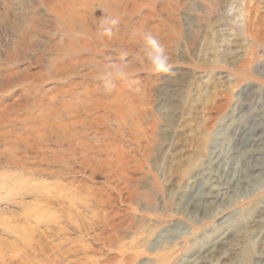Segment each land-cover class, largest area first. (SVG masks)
I'll list each match as a JSON object with an SVG mask.
<instances>
[{"label":"rangeland","instance_id":"obj_1","mask_svg":"<svg viewBox=\"0 0 264 264\" xmlns=\"http://www.w3.org/2000/svg\"><path fill=\"white\" fill-rule=\"evenodd\" d=\"M30 263L264 264V0H0V264Z\"/></svg>","mask_w":264,"mask_h":264},{"label":"clouds","instance_id":"obj_2","mask_svg":"<svg viewBox=\"0 0 264 264\" xmlns=\"http://www.w3.org/2000/svg\"><path fill=\"white\" fill-rule=\"evenodd\" d=\"M121 17L118 14L103 15L99 19L96 36L100 39L112 40L119 35ZM133 37H139V55L143 66L153 74L167 73L170 71V58L165 48L151 30L133 29ZM129 52L119 50L118 58L107 57L97 65V78L101 81L99 87L105 93H111L116 87L115 81L127 80L131 74V65L127 60Z\"/></svg>","mask_w":264,"mask_h":264},{"label":"bare ground","instance_id":"obj_3","mask_svg":"<svg viewBox=\"0 0 264 264\" xmlns=\"http://www.w3.org/2000/svg\"><path fill=\"white\" fill-rule=\"evenodd\" d=\"M14 51H15V50H14ZM260 139H261V138H260ZM208 188H209V187H208ZM210 191H211V190H210ZM210 193H211V192H210ZM208 194H209V193H208ZM205 195H206V194H205ZM214 195H215V194H214ZM204 197H205V196H204ZM206 197H209V198H210V197H211V198H215L216 196H209V195H207ZM205 200H206V199H205ZM211 201H212V200H211ZM212 202H213V201H212ZM209 204H210V203H209ZM194 206H195V205H194ZM205 208H206V207H205ZM203 215H204V214H203ZM113 216H114V215H113ZM113 216H112V217H113ZM116 216H117V214H116ZM116 216H115V217H116ZM118 217H119V216H118ZM114 219H115V218H114ZM118 222H119V223H118L116 226L114 225V226H115L114 229H116V227H118V228L120 227V224H121V223H120V221H118ZM112 229H113V228H112ZM224 241H225V240H224ZM103 244H104V243H103ZM106 247H107L108 249H114V248L116 247V243H113V242L110 243V242H109V243H108V246H106ZM217 249H218V241L214 242V243L212 244V246H211V249L208 250V251H209V252H215ZM79 251H80V250H79ZM31 252H32L33 256L36 257L37 254H36L35 250H32ZM98 252H99V251H98ZM67 253H68V252H67ZM124 253H125L124 251L120 250L119 256L124 257ZM128 256H130V255H128ZM128 256H127V257H128ZM204 256H205V255H204ZM129 258H130V257H129ZM130 259H131V258H130ZM192 259H193V258H192ZM30 264H31V263H30Z\"/></svg>","mask_w":264,"mask_h":264}]
</instances>
